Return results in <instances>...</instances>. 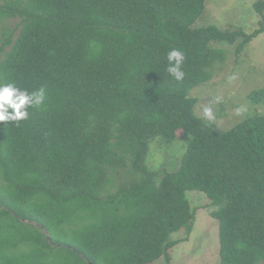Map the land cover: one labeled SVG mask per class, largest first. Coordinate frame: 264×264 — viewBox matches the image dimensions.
I'll return each instance as SVG.
<instances>
[{"label": "trees", "instance_id": "obj_1", "mask_svg": "<svg viewBox=\"0 0 264 264\" xmlns=\"http://www.w3.org/2000/svg\"><path fill=\"white\" fill-rule=\"evenodd\" d=\"M206 2L0 0V84L46 91L0 122V264L170 260L172 235L193 230L188 191L219 207L221 264H264V116L220 131L190 96L225 61L213 42L239 55L264 28L194 27ZM254 8L264 20V0ZM179 131L192 137L179 170H151L150 144ZM127 170L137 179L117 186Z\"/></svg>", "mask_w": 264, "mask_h": 264}, {"label": "rangeland", "instance_id": "obj_2", "mask_svg": "<svg viewBox=\"0 0 264 264\" xmlns=\"http://www.w3.org/2000/svg\"><path fill=\"white\" fill-rule=\"evenodd\" d=\"M258 1L263 0H207L205 11L194 27L217 26L251 35L264 28V20L254 8ZM15 23L10 26L14 27ZM211 45L224 53L225 61L216 64L211 80L191 92L190 96L197 101L195 116L220 131H228L255 114L264 116V103L255 104L250 99L251 93L264 89V31L247 43L239 55L237 45L227 42ZM206 107L212 109L213 121L204 117ZM240 108L244 111L237 114ZM191 139L184 131H179L173 142L156 138L150 144L148 167L155 172L178 171ZM136 179L137 176L127 170L122 172L116 185H128ZM186 197L194 214L192 232L172 235L171 239L179 243L169 252L170 260L162 258L152 264H221L220 226L213 216L219 207L200 191H188Z\"/></svg>", "mask_w": 264, "mask_h": 264}, {"label": "clouds", "instance_id": "obj_3", "mask_svg": "<svg viewBox=\"0 0 264 264\" xmlns=\"http://www.w3.org/2000/svg\"><path fill=\"white\" fill-rule=\"evenodd\" d=\"M185 59L184 53L178 49H172L167 55L169 67L167 72L177 81L184 79L185 73L181 70V65ZM46 97L44 87L29 93L21 90L13 83L0 84V122L21 121L29 116V107H39ZM244 109H237V114ZM203 115L208 121H213L215 116L210 107L203 109Z\"/></svg>", "mask_w": 264, "mask_h": 264}]
</instances>
